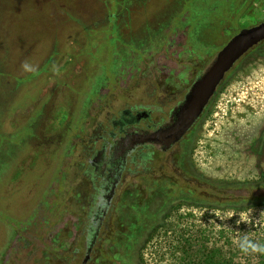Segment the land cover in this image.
I'll use <instances>...</instances> for the list:
<instances>
[{
  "label": "rangeland",
  "instance_id": "374dc122",
  "mask_svg": "<svg viewBox=\"0 0 264 264\" xmlns=\"http://www.w3.org/2000/svg\"><path fill=\"white\" fill-rule=\"evenodd\" d=\"M245 1L0 0V264L71 260L101 213L105 181L91 160L104 143L113 152L114 121L154 87L172 100L242 26L263 20L264 0ZM248 68L240 87L254 106L250 121H232L237 135L248 124L254 134L264 118V58ZM214 129L201 144L213 158L197 157L200 167L255 179L239 158L228 171L219 165ZM132 157L111 211L124 229L126 204L142 199L126 196L144 183ZM160 223L144 246L148 264H264V205L183 206Z\"/></svg>",
  "mask_w": 264,
  "mask_h": 264
},
{
  "label": "flooded vegetation",
  "instance_id": "af4514ba",
  "mask_svg": "<svg viewBox=\"0 0 264 264\" xmlns=\"http://www.w3.org/2000/svg\"><path fill=\"white\" fill-rule=\"evenodd\" d=\"M247 2L248 0L245 4ZM243 4H240L242 6L239 5L235 14L231 16L232 18L236 16V22H239L237 17L242 12ZM263 23L264 19L249 26H242L220 51L242 30ZM230 29H232L231 25L226 34ZM218 53L203 68L199 76L194 74L192 82L190 84L187 82L186 88L182 86L186 90L172 92L175 93L172 100L166 95L161 96L162 94H159L161 89L154 87L148 101H138L132 108H126L119 119L114 121L117 130L111 133L114 140L113 152L111 155L108 154V144L104 143L91 160L99 171V177L105 181L103 189L107 193L103 194L99 205L101 213L97 215V218L89 220L91 224H88L90 228L86 234L85 244L76 245L72 251L71 260L66 261L65 264H148L143 260L144 246L156 233L157 227L161 225L160 222L172 218L179 208L191 206L218 210L235 209L237 205L254 202L250 197L237 194L244 191L239 186L250 184L256 189H264V118L259 122L254 134L252 125L248 124L244 128L240 127L239 135H237V127L232 122L233 120L250 121L246 117L252 115L253 96L248 92L246 95L245 86L240 87L243 84L241 80L249 76L252 69L249 70L248 67L253 62L264 58V40L254 45L236 61L202 113L172 146L165 148L158 142H138L131 149L126 147L130 138L137 134L153 133L175 123L179 107ZM172 101L175 104L166 112L165 106ZM225 126H228L227 129L231 131H225ZM232 126L234 127L231 129ZM211 127L215 128L214 132L217 131L214 136L220 139L218 145L221 149L218 150V154H215L220 158L219 165L228 171L236 166L237 158H239L241 163H250V167L257 170L258 176L255 179L236 180L226 176L217 177L208 174L200 167L198 164L200 159L197 157L205 161L213 158L212 154L205 156L201 146L209 141L208 133ZM206 138L208 139L205 140ZM238 142L241 147L240 155H237ZM201 147L202 150H199ZM131 156H133L134 164L141 168L142 176L150 178L142 184L146 189L143 188L138 192L151 195L152 200H156V204L153 209L154 214L137 212L127 216L124 229L119 226V221L122 219L111 211L114 208V195L122 182L120 179ZM202 162L206 165L204 161ZM209 163L213 161L210 160ZM115 173V180H109ZM145 207L149 210L153 208L151 199ZM129 218L131 222H128ZM121 223L124 226V222L121 221Z\"/></svg>",
  "mask_w": 264,
  "mask_h": 264
},
{
  "label": "water",
  "instance_id": "95a60500",
  "mask_svg": "<svg viewBox=\"0 0 264 264\" xmlns=\"http://www.w3.org/2000/svg\"><path fill=\"white\" fill-rule=\"evenodd\" d=\"M264 40V23L241 31L218 53L210 67L195 82L184 103L176 112L175 123L149 134H137L126 147L131 149L138 142H158L165 148L172 146L187 131L215 94L217 87L236 61L250 48ZM126 150V149H125Z\"/></svg>",
  "mask_w": 264,
  "mask_h": 264
},
{
  "label": "trees",
  "instance_id": "16d2710c",
  "mask_svg": "<svg viewBox=\"0 0 264 264\" xmlns=\"http://www.w3.org/2000/svg\"><path fill=\"white\" fill-rule=\"evenodd\" d=\"M144 180V182L149 181L150 178H144V176H141ZM241 188H243L244 191L250 192L252 195H247L246 197H250L251 199H253L254 202H252L251 204H247L249 207H254V206H261L264 205V189L262 191V194H258L257 191L259 189L254 188L253 185L250 184H243L241 186H239ZM146 189V187L144 185H142L141 187L138 186L135 190V192H129V195H127L126 197H132L133 199L136 198V200L139 198V195L142 196V199L140 202H134V204H126V206L129 208V210H127L126 212V217L133 215L134 213H143V214H154L155 211L153 209L149 210L146 207L142 210V206H146L147 203H149V199L152 200L151 195L149 194H144V193H140L138 192L139 190H143ZM127 194V193H126ZM255 199H258L255 201ZM137 206V207H136ZM133 207H135V209H133ZM142 210V211H141Z\"/></svg>",
  "mask_w": 264,
  "mask_h": 264
}]
</instances>
